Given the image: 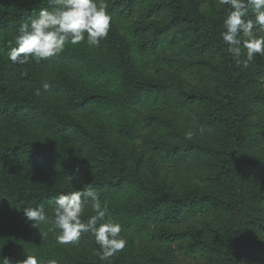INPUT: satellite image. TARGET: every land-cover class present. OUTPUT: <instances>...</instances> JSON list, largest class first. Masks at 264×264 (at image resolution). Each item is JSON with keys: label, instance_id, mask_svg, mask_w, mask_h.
<instances>
[{"label": "rangeland", "instance_id": "1", "mask_svg": "<svg viewBox=\"0 0 264 264\" xmlns=\"http://www.w3.org/2000/svg\"><path fill=\"white\" fill-rule=\"evenodd\" d=\"M12 2L0 0V9L9 8ZM105 2L113 17L111 29L131 47L134 70L148 81L163 85L173 99L170 97V102L150 104L141 109L136 115L139 135L129 138L121 133L119 125L111 117L112 111L107 112L108 104L101 102L74 110L69 107L78 99L73 93L41 94L55 104L62 117L76 119L103 144L118 150L134 179L139 181L136 188L126 185L110 197L100 190L95 191L102 206L107 205L106 221L120 223L122 235L127 239L125 249L114 259L121 264H228L223 256V243L214 232L224 230L229 222L236 220L240 224L241 235L245 237L244 242L250 244L249 253L253 252L249 264H264V168L259 165L264 163V57L257 56L248 68L234 61L237 70L234 85L237 86L236 93L245 119L243 141H233L223 123L207 119L214 113V104L194 102L183 107L177 96L184 92L217 97L226 72L221 55L206 51L203 43L192 34L174 45V49L168 47L172 38L167 37L163 38L164 48L139 55L138 46L150 37L151 32L167 26L171 10L161 0H141L135 13L129 17L119 13V0ZM182 2L187 9L197 8L206 20L223 24L227 6L220 5L218 0ZM152 7H159V11L150 12ZM139 29H144L145 33L137 38L134 31ZM257 34L264 35V32ZM75 46L79 50L97 48L86 42ZM82 60L51 67L32 60L22 65L21 70L0 68V73L18 94L34 93L37 88L27 74L48 79L60 74L84 94L100 96V101L119 98L120 90L116 84L106 83L120 82L119 78L109 75V70H103L106 77L98 78L93 70L98 65L95 60ZM5 123L6 132L13 137L17 136L15 130L20 128L36 137L52 138L60 147L71 149L88 160L98 156L97 141L76 131L53 136L47 125L25 115L9 117ZM201 128L204 129L203 134L199 131ZM190 129L195 132L191 141L184 136ZM236 159L244 161L235 172L242 202L239 212L226 207L188 208L176 221H172L168 219L167 205L152 222L145 223L141 218V210L157 195L155 191L158 189L177 197L196 192L226 199L229 193L217 179L218 170L224 160H231L235 165ZM36 173L43 186L59 188L67 182L84 181L93 174V169L63 177L40 165ZM54 203L46 209L49 217L53 215ZM92 204L89 199L84 211L85 220L94 214ZM7 222L11 223V220L8 218ZM20 235L24 248L19 260L28 253H36L44 260L52 259L50 250L55 249V245L48 246V238L32 239ZM60 246L69 249L76 257L89 260L96 257L94 249L98 248L90 236H82L76 243ZM256 247L259 249H254Z\"/></svg>", "mask_w": 264, "mask_h": 264}, {"label": "trees", "instance_id": "2", "mask_svg": "<svg viewBox=\"0 0 264 264\" xmlns=\"http://www.w3.org/2000/svg\"><path fill=\"white\" fill-rule=\"evenodd\" d=\"M119 1V13L131 17L141 0ZM161 1L169 7L172 15L166 27L151 32L150 37L138 46L139 55L164 48L163 38L167 37L172 38L168 42V47L174 49V45L177 46L185 41L190 34L203 43L206 51L221 55L226 72L217 97L184 92L177 96L183 107L194 102L214 104V113L207 119L211 122L223 123L234 138L233 141H243L242 129L245 118L236 93L237 86L234 85L237 81L235 74L237 70L234 59L228 53V46L220 35L224 31L223 24L220 21L206 20L197 8L187 9L182 0ZM51 6L52 0H13L9 8L0 9V68L23 69L22 65H13L8 60V49L10 46H16L15 37L19 34V25L38 14L41 8ZM158 9L159 7H152L150 12L154 13L159 11ZM144 31V29L135 30L134 35L140 38L144 35ZM81 59L95 60L98 65L93 70L96 71L98 78L106 77L103 70H109V75H116L119 78L120 82H106L116 84L120 90L119 98L116 100L104 98L100 101V96L84 94L74 83L60 74L54 79L29 74L27 76L35 87L41 88L43 93L67 91L77 95V101L69 106L71 109H85L101 102L108 104L107 112L112 111L111 117L119 125L121 133L129 138L139 135L136 115L141 109L150 104L164 101L166 103L173 99L172 95L167 94L163 85L148 81L134 70L131 47L112 29L107 39L95 50L91 48L79 50L75 45L68 44L62 54L38 64L51 67L78 63ZM45 82L51 85L47 91L42 89V84ZM19 115L38 119L47 125L48 131L53 136L73 130L87 139L97 141L98 156L96 159L88 160L71 149L60 147L52 138L36 137L20 128L15 130L16 137L9 135L6 132L5 121L9 117ZM240 163L244 161L239 162V159H236V164L233 165L231 160H224L219 167L217 179L229 193L226 199L196 192L177 197L158 189L155 191L158 196H154L141 210V218L145 219V223H150L167 205H169L168 219L172 221H176L181 212L188 208L226 207L239 212L242 202L235 172L238 171ZM40 165L63 177L75 176L87 168H92L93 174L80 183L67 182L59 188L46 187L40 184L36 173V168ZM259 165L264 168V163ZM89 184L95 191L100 190L104 192L103 195L110 197L126 185L131 184L135 187L139 181L134 179L118 150L103 144L76 119L62 117L55 104L43 94L37 96L33 92L15 93L0 73V264H3L4 257H8L13 264L19 261L18 256L24 248L20 243V234L32 239L33 237L48 238L50 243L48 246L55 245V249L50 250V256L52 259H57L59 264H121L115 259L110 262L100 261L97 256L93 260L76 257L69 249L57 243L58 229H52L51 225L45 224H41L39 228L32 227L31 222L24 216L25 207L44 204L46 210L55 202V197L60 192L80 190L89 187ZM8 218L11 223L7 222ZM239 225V222L233 220L224 230L217 229L214 232L223 243V256L228 264H249L252 258L253 252L249 253L250 244L244 242L245 237L241 235L242 230ZM82 236H90V240L95 242L91 233Z\"/></svg>", "mask_w": 264, "mask_h": 264}, {"label": "clouds", "instance_id": "3", "mask_svg": "<svg viewBox=\"0 0 264 264\" xmlns=\"http://www.w3.org/2000/svg\"><path fill=\"white\" fill-rule=\"evenodd\" d=\"M226 5L223 18V42L228 46V53L243 68H248L257 56L264 57V0H218ZM113 17L105 0H52L51 7H43L38 14L19 25L15 37V47H9L7 56L13 65H25L35 60L36 63L57 57L65 51L66 45L86 42L89 46L99 47L106 40L112 27ZM51 85L42 84L47 91ZM34 94L41 95V88ZM203 134L204 129H199ZM193 130L184 133L191 141ZM93 201L92 211L85 220L84 211L88 200ZM25 218L32 227L41 224L58 229L56 241L60 245H69L80 240L82 234L91 233L95 243L94 254L100 261L110 262L127 245L122 235L120 223L106 221L107 205L100 202L94 188L60 192L55 197L53 215L49 217L45 205L24 208ZM3 264H13L3 258ZM15 264H59L57 259L44 260L36 253H28Z\"/></svg>", "mask_w": 264, "mask_h": 264}]
</instances>
